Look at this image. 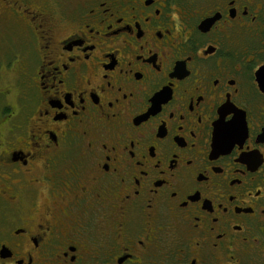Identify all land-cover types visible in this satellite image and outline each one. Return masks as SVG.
Instances as JSON below:
<instances>
[{
    "label": "flooded vegetation",
    "instance_id": "obj_1",
    "mask_svg": "<svg viewBox=\"0 0 264 264\" xmlns=\"http://www.w3.org/2000/svg\"><path fill=\"white\" fill-rule=\"evenodd\" d=\"M0 264H264V0H0Z\"/></svg>",
    "mask_w": 264,
    "mask_h": 264
},
{
    "label": "snow or ice",
    "instance_id": "obj_2",
    "mask_svg": "<svg viewBox=\"0 0 264 264\" xmlns=\"http://www.w3.org/2000/svg\"><path fill=\"white\" fill-rule=\"evenodd\" d=\"M221 118L223 119V116ZM225 127L227 128V127H229V125H225Z\"/></svg>",
    "mask_w": 264,
    "mask_h": 264
}]
</instances>
